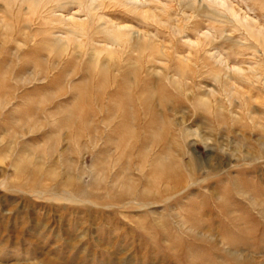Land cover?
<instances>
[{
	"label": "rangeland",
	"instance_id": "obj_1",
	"mask_svg": "<svg viewBox=\"0 0 264 264\" xmlns=\"http://www.w3.org/2000/svg\"><path fill=\"white\" fill-rule=\"evenodd\" d=\"M226 1L256 27L0 0V264H264V0Z\"/></svg>",
	"mask_w": 264,
	"mask_h": 264
},
{
	"label": "bare ground",
	"instance_id": "obj_2",
	"mask_svg": "<svg viewBox=\"0 0 264 264\" xmlns=\"http://www.w3.org/2000/svg\"><path fill=\"white\" fill-rule=\"evenodd\" d=\"M146 0H131V5H133L135 2H145ZM203 1H206L207 3H213V4H218L220 6H227L229 11L231 12L232 15H234L236 18H239L241 21L245 22V23H250V18H248L246 16V14H244L243 12L241 11H238L236 10L233 6L231 5H228L227 1L226 0H203ZM150 5V4H149ZM138 9V8H137ZM141 10V9H140ZM143 11V10H142ZM251 25H253L254 27H256L257 24H253V23H250ZM118 29H121L125 32H134L137 34V36H146V32H141L139 30H135L134 27H132L131 25H125V24H122V26H118ZM264 32V31H263ZM200 34V33H199ZM200 37L201 38H209L208 35H205V34H200ZM186 38V37H185ZM188 38V37H187ZM134 41V40H133ZM197 41V40H196ZM127 46V45H126ZM134 48H135V45H133ZM139 46V44H138ZM137 47V46H136ZM197 47V46H196ZM133 48V47H131ZM138 48V47H137ZM136 48V49H137ZM146 48V47H145ZM144 49V48H143ZM143 51V50H142ZM209 53V52H208ZM213 58L215 57V55H211ZM221 60L223 59H219V63L221 62ZM224 61V60H223ZM228 64V63H227ZM227 64H225L224 62V66L227 67ZM244 68L243 66H238L236 67V69H234V71H237V72H241V71H244ZM249 70V69H248ZM229 72V71H228ZM250 72V71H249ZM252 72V71H251Z\"/></svg>",
	"mask_w": 264,
	"mask_h": 264
}]
</instances>
